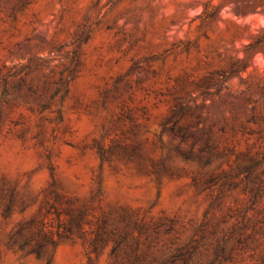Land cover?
<instances>
[{"label": "rangeland", "instance_id": "obj_1", "mask_svg": "<svg viewBox=\"0 0 264 264\" xmlns=\"http://www.w3.org/2000/svg\"><path fill=\"white\" fill-rule=\"evenodd\" d=\"M0 264H264V0H0Z\"/></svg>", "mask_w": 264, "mask_h": 264}]
</instances>
